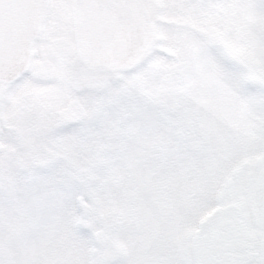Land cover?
<instances>
[{"label":"snow or ice","instance_id":"obj_1","mask_svg":"<svg viewBox=\"0 0 264 264\" xmlns=\"http://www.w3.org/2000/svg\"><path fill=\"white\" fill-rule=\"evenodd\" d=\"M178 2L188 12L214 9L222 14L219 21L237 20L232 14L255 6L253 0ZM153 3L155 0H0V219L8 213L14 189L34 197L32 204L39 205L46 191L42 179L69 167V158L94 141L102 122L112 127L122 124L130 106L153 113L185 150L199 137L210 157L218 152L264 151V50L261 63L250 69L227 47L234 33L221 36L183 29L192 57L205 58V70L207 60L220 69L250 110L251 131L230 126L217 111L196 104L187 95L170 113L161 103L163 88L152 80L156 62L147 51V31L138 30L129 16ZM259 6L264 9V0H259ZM67 11L73 13L71 25L65 23ZM49 12L52 19L45 23L43 17ZM14 13L23 15L14 17ZM240 23L247 21L237 20ZM259 37L264 45V24ZM184 59L181 54L173 62L178 74ZM181 84L183 89L191 86L187 80ZM224 171V165L217 166L209 184H219ZM253 184L252 198L264 222V166ZM83 192L82 186L69 185L64 195L78 206ZM39 215L41 222H46L43 207ZM0 264L173 262L138 255L134 246L126 259L85 257L75 251L14 253L0 227ZM197 264H264V228L239 254L205 256Z\"/></svg>","mask_w":264,"mask_h":264},{"label":"rangeland","instance_id":"obj_2","mask_svg":"<svg viewBox=\"0 0 264 264\" xmlns=\"http://www.w3.org/2000/svg\"><path fill=\"white\" fill-rule=\"evenodd\" d=\"M178 3L165 0V9L173 11L174 21L182 22H170L163 41L147 34V51L156 62L152 80L163 88L161 103L171 113L187 95L196 104L217 111L230 126L251 131V112L229 79L210 60L205 70V58L192 57L182 30L195 28L221 36L234 33L227 47L251 69L261 63L264 50L259 37L264 9L259 0L232 14L246 24L230 18L219 21L222 14L208 7L191 12L181 7L180 16L174 9ZM156 42L161 44L156 46ZM181 54L185 59L178 74L173 62ZM183 80L191 86L183 89ZM69 165L42 179L46 191L39 205H33L35 198L24 191L13 190L0 227L14 253L75 251L85 257L126 259L134 246L138 255L197 264L203 258L198 236L206 232L207 221L220 209H236L244 220L248 242L264 228L252 198L253 181L264 166V151L218 152L210 157L199 137L185 150L153 113L135 106L129 107L119 126L102 122L94 141L70 157ZM219 165L225 167L223 179L210 185L209 176ZM69 185L83 187L81 205L73 206L65 198ZM40 207L46 210L44 223ZM96 229L105 235L103 245L94 239ZM118 250L122 255L117 257Z\"/></svg>","mask_w":264,"mask_h":264},{"label":"flooded vegetation","instance_id":"obj_3","mask_svg":"<svg viewBox=\"0 0 264 264\" xmlns=\"http://www.w3.org/2000/svg\"><path fill=\"white\" fill-rule=\"evenodd\" d=\"M180 6V8H179ZM178 15L181 16V5L178 3L174 6ZM165 0H155V3L147 8L141 7L129 13L134 26L140 27V31L150 32L154 40L161 37L162 41L165 31L170 29V22L180 23L182 20L174 21L173 11L166 10ZM65 23L71 25L73 13L67 11L64 13ZM52 19V13H48L43 17L45 23ZM168 23V24H167ZM40 34L37 36L39 40ZM157 43V42H156ZM161 43H157L159 46ZM233 209V210H232ZM232 206L220 209L212 218L216 224L208 226L207 230L198 236V243L203 247L201 249L203 257L216 256L226 257L228 255H237L249 243L244 234V220L238 216ZM208 220V221H209ZM207 221V222H208Z\"/></svg>","mask_w":264,"mask_h":264},{"label":"water","instance_id":"obj_4","mask_svg":"<svg viewBox=\"0 0 264 264\" xmlns=\"http://www.w3.org/2000/svg\"><path fill=\"white\" fill-rule=\"evenodd\" d=\"M16 15H23V13H20V14H16V13H14L13 14V16L15 17ZM136 27V26H135ZM138 30H140V27H136ZM39 35V33H37V36ZM82 201H83V197L81 196V195H79V197H78V205H81V203H82ZM207 224H208V226H213L214 224H216V221H215V219H212V220H209L208 222H207ZM93 236H94V239L96 240V242L99 244V245H103L104 243H105V240H106V238H105V235H104V233H103V231H102V229H96L95 231H94V234H93Z\"/></svg>","mask_w":264,"mask_h":264}]
</instances>
